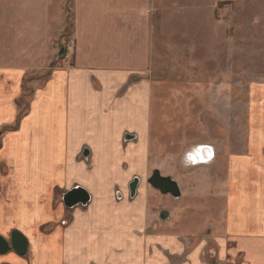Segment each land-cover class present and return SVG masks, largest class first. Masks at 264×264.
Listing matches in <instances>:
<instances>
[{
    "label": "crops",
    "instance_id": "crops-1",
    "mask_svg": "<svg viewBox=\"0 0 264 264\" xmlns=\"http://www.w3.org/2000/svg\"><path fill=\"white\" fill-rule=\"evenodd\" d=\"M173 2L70 0L71 31L62 39L65 0H0V129L23 111L3 140L12 181L1 192L0 234L17 229L28 239L26 256L11 251L0 264H264V124H252L245 151L230 142L212 146L210 157L200 142L181 146L168 162L180 169L164 175L178 184L177 208L165 222L153 209L171 202L147 179L157 164L150 158L152 48L174 18ZM251 117L264 119L263 108ZM12 142L22 166H40L23 175ZM210 164L211 185L200 174ZM75 186L89 202L42 233L54 214L65 216L61 205L54 209V191ZM206 219L215 226L207 238L199 232Z\"/></svg>",
    "mask_w": 264,
    "mask_h": 264
},
{
    "label": "rangeland",
    "instance_id": "rangeland-1",
    "mask_svg": "<svg viewBox=\"0 0 264 264\" xmlns=\"http://www.w3.org/2000/svg\"><path fill=\"white\" fill-rule=\"evenodd\" d=\"M173 1L174 5H178L173 11L174 18L168 20L169 24H163V32L158 33L152 48L151 57L153 60L154 56L155 62H152L150 71V158L157 164L151 168L149 176L154 169L159 170L162 176L166 175L168 167L171 172L174 168L179 170L178 165L168 162L176 158L175 154L180 153L181 146L200 142V145L228 147L233 142L234 151H245L252 124H264L263 117L255 118L256 122H252L251 117L252 113L260 115L261 108L264 110V104L259 106L264 100V0H188V4L184 0H181L183 4L179 0ZM69 5L70 0H65L62 39L67 38L71 31L66 27L68 21L72 25ZM70 44L72 46L69 42L68 47H71ZM17 105L20 110L26 109L27 101L18 100ZM22 113L20 111L13 123L0 129L1 203V192L12 181L7 177L8 166H11L7 162L10 155L2 149L3 140L8 132L18 128ZM10 144L19 169L22 161L19 162V155L16 154L15 142ZM39 151L35 149V157ZM45 151L51 153L50 149ZM36 166H22L21 171L27 175V170L32 171ZM204 172L208 183L213 184L217 173L213 164L200 166V174ZM34 181L30 177V183H36ZM63 191H54L53 203L54 209L58 205L64 208L65 216L59 220L54 214L49 223L41 226L44 234L51 231L54 223L59 226L62 221L69 220V208L63 205L61 199ZM178 199L171 197L169 204L158 202L153 208L158 212V221L168 220L169 215L161 219L160 212L169 214L172 208L175 210ZM208 212L210 207L202 204L200 214L207 215ZM55 218L58 221H53ZM178 218L179 214L172 220ZM214 229V222L208 221L200 227V237H212ZM208 241L212 239L208 238Z\"/></svg>",
    "mask_w": 264,
    "mask_h": 264
},
{
    "label": "water",
    "instance_id": "water-1",
    "mask_svg": "<svg viewBox=\"0 0 264 264\" xmlns=\"http://www.w3.org/2000/svg\"><path fill=\"white\" fill-rule=\"evenodd\" d=\"M63 51L64 48L61 47L59 49V52L57 53V57H59L63 53ZM200 147L205 148L203 152H206V150H208L211 157L212 146L202 145ZM88 155L89 151L87 149L83 150L81 156L85 160L88 158ZM210 157L207 160H209ZM138 181V178L135 177L129 184L131 196H133L136 191ZM147 182L152 188L158 190L161 194H169L173 199H178L180 197V190L176 181L169 176H162L157 169H154L152 171L151 175L147 179ZM61 199L63 205L66 208L71 209L77 205L85 206L89 202L90 197L84 188L75 186L66 191L62 195ZM167 215L168 212L166 211L160 212L161 219H165ZM11 251L20 257L26 256L28 251V239L17 229H13L10 232V236L8 239L0 234V255H4Z\"/></svg>",
    "mask_w": 264,
    "mask_h": 264
},
{
    "label": "trees",
    "instance_id": "trees-1",
    "mask_svg": "<svg viewBox=\"0 0 264 264\" xmlns=\"http://www.w3.org/2000/svg\"><path fill=\"white\" fill-rule=\"evenodd\" d=\"M66 11H67V9H66ZM68 16H69V14H68ZM66 27H68V28H71V22L70 21H68V23H67V26ZM61 55H63V53L61 54ZM60 55V56H61Z\"/></svg>",
    "mask_w": 264,
    "mask_h": 264
},
{
    "label": "bare ground",
    "instance_id": "bare-ground-1",
    "mask_svg": "<svg viewBox=\"0 0 264 264\" xmlns=\"http://www.w3.org/2000/svg\"><path fill=\"white\" fill-rule=\"evenodd\" d=\"M205 158V157H204ZM209 158V157H208Z\"/></svg>",
    "mask_w": 264,
    "mask_h": 264
},
{
    "label": "built area",
    "instance_id": "built-area-1",
    "mask_svg": "<svg viewBox=\"0 0 264 264\" xmlns=\"http://www.w3.org/2000/svg\"><path fill=\"white\" fill-rule=\"evenodd\" d=\"M70 46H71V44H70Z\"/></svg>",
    "mask_w": 264,
    "mask_h": 264
}]
</instances>
